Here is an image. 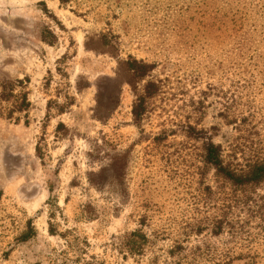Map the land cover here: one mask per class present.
Returning <instances> with one entry per match:
<instances>
[{
    "label": "rangeland",
    "instance_id": "1",
    "mask_svg": "<svg viewBox=\"0 0 264 264\" xmlns=\"http://www.w3.org/2000/svg\"><path fill=\"white\" fill-rule=\"evenodd\" d=\"M209 143L264 163V0H0V264H264Z\"/></svg>",
    "mask_w": 264,
    "mask_h": 264
},
{
    "label": "trees",
    "instance_id": "2",
    "mask_svg": "<svg viewBox=\"0 0 264 264\" xmlns=\"http://www.w3.org/2000/svg\"><path fill=\"white\" fill-rule=\"evenodd\" d=\"M205 151V163L214 167L218 175L233 188L256 187L264 183V163L255 162L249 164L246 171L239 172L224 164L221 149L218 146L209 143L206 145ZM223 223H218V228H221Z\"/></svg>",
    "mask_w": 264,
    "mask_h": 264
}]
</instances>
